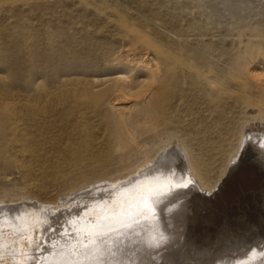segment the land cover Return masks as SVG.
I'll use <instances>...</instances> for the list:
<instances>
[{
  "label": "bare ground",
  "instance_id": "1",
  "mask_svg": "<svg viewBox=\"0 0 264 264\" xmlns=\"http://www.w3.org/2000/svg\"><path fill=\"white\" fill-rule=\"evenodd\" d=\"M121 27L146 45L136 46L144 48L142 67L121 63L90 89L86 82L79 93L54 99L48 93L46 109L71 102L110 110L111 129L130 137L133 121L168 123L190 98L197 149L172 141L124 173L82 183L55 200L0 199V264H264V77L239 61L221 66L205 52L177 47L168 33L151 31V44L129 17ZM84 44L106 62L102 44ZM11 92H0V161L12 158L7 145L18 124L35 118V108L23 104L28 96ZM223 161L211 183V170Z\"/></svg>",
  "mask_w": 264,
  "mask_h": 264
},
{
  "label": "rangeland",
  "instance_id": "2",
  "mask_svg": "<svg viewBox=\"0 0 264 264\" xmlns=\"http://www.w3.org/2000/svg\"><path fill=\"white\" fill-rule=\"evenodd\" d=\"M123 16L139 25L150 43V32L160 31L177 47L205 52L210 62L227 66L239 61L246 72L252 69L264 77V0H0V92H18L24 100L28 96L23 104L35 108L34 122H20L9 139L12 158L0 161V199L55 200L82 183L124 173L172 141L183 146L190 142L197 149L190 98L181 101L168 123L133 121L128 126L119 116L121 126L136 132L131 138L111 129L110 110L71 102L46 109L48 93L50 99L79 93L86 82L90 89L92 80L119 72L121 63L142 67L144 48L136 46L146 45L121 27ZM136 39L140 43L124 42ZM88 40L108 52L105 63L88 50ZM116 138L121 141L114 142ZM226 162L211 170V183L219 179Z\"/></svg>",
  "mask_w": 264,
  "mask_h": 264
}]
</instances>
